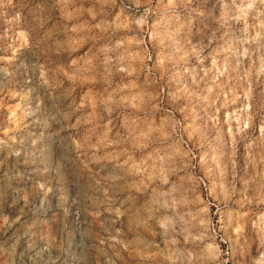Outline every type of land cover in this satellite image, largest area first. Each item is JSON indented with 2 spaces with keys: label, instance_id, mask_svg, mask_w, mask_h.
I'll use <instances>...</instances> for the list:
<instances>
[{
  "label": "rangeland",
  "instance_id": "rangeland-1",
  "mask_svg": "<svg viewBox=\"0 0 264 264\" xmlns=\"http://www.w3.org/2000/svg\"><path fill=\"white\" fill-rule=\"evenodd\" d=\"M0 264H264V0H0Z\"/></svg>",
  "mask_w": 264,
  "mask_h": 264
}]
</instances>
